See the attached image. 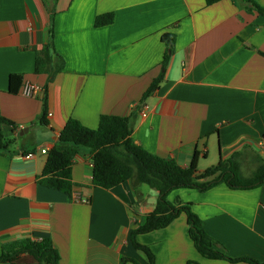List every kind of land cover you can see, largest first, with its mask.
<instances>
[{
    "label": "crops",
    "instance_id": "crops-1",
    "mask_svg": "<svg viewBox=\"0 0 264 264\" xmlns=\"http://www.w3.org/2000/svg\"><path fill=\"white\" fill-rule=\"evenodd\" d=\"M254 1L264 7V0ZM53 6L54 0H0V115L18 127L0 125L4 137L15 139L8 153L0 152V255L4 244L50 239L60 264H120L123 258L149 264L130 234L154 210L158 193L131 182L95 186L92 155L83 149L71 166L69 197L41 184L48 159L41 150L58 143L70 119L97 128L107 115L133 118V141L182 167L196 153L201 172L238 151L244 164L257 154L264 158V16L241 0L212 6L205 0H56L54 45L65 68L48 85L42 126L37 119L48 75L36 74L35 63L48 42ZM107 13L113 24L96 27V17ZM164 34L175 36L166 76L142 103L162 69ZM11 75L36 86L35 96L21 89L11 94ZM168 199L191 204L230 257L264 262V185L179 189ZM137 239L152 250L155 264H232L197 252L184 214ZM32 263L24 257L21 264Z\"/></svg>",
    "mask_w": 264,
    "mask_h": 264
},
{
    "label": "trees",
    "instance_id": "trees-1",
    "mask_svg": "<svg viewBox=\"0 0 264 264\" xmlns=\"http://www.w3.org/2000/svg\"><path fill=\"white\" fill-rule=\"evenodd\" d=\"M207 6H212L223 0H205ZM249 11L264 16V7L254 0H241ZM56 0L50 10L49 37L43 49L37 52L35 73L47 74L48 82L42 100V113L37 123L48 124V85L65 68V60L60 56L54 45V17ZM114 14L107 13L97 16L95 26L112 25ZM162 41L167 47L163 58L160 75L154 79L145 93L142 103L156 92L163 83L170 59L172 57L175 36L164 34ZM264 55V54H262ZM20 75H11L9 92L17 94L22 87ZM133 118L119 116H101L97 128H89L75 119H70L59 136L58 143L49 151L41 184L47 188L58 190L69 197L72 196L73 183L71 166L81 150L86 149L93 160V184L107 190L118 187L125 182L134 185H147L158 193L154 210L147 216L145 223L136 226L130 234L134 248L143 253L149 264L156 263L152 250L138 242V236L162 230L170 226L182 214L187 218L189 236L197 252L208 260H223L232 264H264L251 257H230L226 249L203 228L202 220L193 211L191 204H183L179 199L170 202L169 195L179 189L207 192L220 184H225L231 190L246 191L264 185V158L253 156L256 168L249 176L244 175V153L235 152L229 159L220 158L219 162L201 172L198 168L196 153L189 167L180 166L173 159H165L149 153L132 139ZM0 125H8L15 131L17 125L0 115ZM264 141V136L262 138ZM15 139L6 138L0 131V152H9ZM24 257L33 260L32 264H60V255L50 239L42 241L21 240L2 246L0 263L21 264ZM138 264L133 259L123 258L120 264ZM187 264H198L188 261Z\"/></svg>",
    "mask_w": 264,
    "mask_h": 264
},
{
    "label": "built area",
    "instance_id": "built-area-1",
    "mask_svg": "<svg viewBox=\"0 0 264 264\" xmlns=\"http://www.w3.org/2000/svg\"><path fill=\"white\" fill-rule=\"evenodd\" d=\"M37 88L36 86H34L33 84L29 83V82H26L22 85L21 87V92L23 95L27 96V97H34L35 94L37 93ZM144 111V106H143V110ZM60 136V135H59ZM50 150H52L54 147L52 145H50ZM48 149H42L41 150V153L46 155V154H49V151Z\"/></svg>",
    "mask_w": 264,
    "mask_h": 264
},
{
    "label": "rangeland",
    "instance_id": "rangeland-1",
    "mask_svg": "<svg viewBox=\"0 0 264 264\" xmlns=\"http://www.w3.org/2000/svg\"><path fill=\"white\" fill-rule=\"evenodd\" d=\"M256 168L254 163H246L243 165V171L245 176H249L250 173ZM208 169V168H205ZM147 190H150L149 187L144 186Z\"/></svg>",
    "mask_w": 264,
    "mask_h": 264
},
{
    "label": "water",
    "instance_id": "water-1",
    "mask_svg": "<svg viewBox=\"0 0 264 264\" xmlns=\"http://www.w3.org/2000/svg\"><path fill=\"white\" fill-rule=\"evenodd\" d=\"M25 132H28V129H26ZM23 134H24V132H21V135H23Z\"/></svg>",
    "mask_w": 264,
    "mask_h": 264
}]
</instances>
